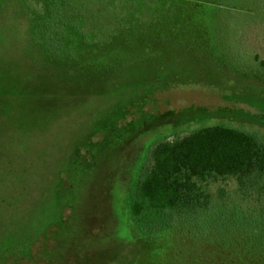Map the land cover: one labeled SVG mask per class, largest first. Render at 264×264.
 <instances>
[{
    "label": "rangeland",
    "instance_id": "1",
    "mask_svg": "<svg viewBox=\"0 0 264 264\" xmlns=\"http://www.w3.org/2000/svg\"><path fill=\"white\" fill-rule=\"evenodd\" d=\"M106 58V68L69 69L56 80L54 71L41 73L32 42L27 65L17 52L14 69L0 65V264H177L175 213L130 214L148 149L214 126L264 141L263 63L251 71L256 81L193 93L204 85H128L114 49ZM110 88L144 89L150 98L58 93ZM24 92L32 94H17ZM88 143L107 147L106 163L60 177L73 147Z\"/></svg>",
    "mask_w": 264,
    "mask_h": 264
},
{
    "label": "crops",
    "instance_id": "2",
    "mask_svg": "<svg viewBox=\"0 0 264 264\" xmlns=\"http://www.w3.org/2000/svg\"><path fill=\"white\" fill-rule=\"evenodd\" d=\"M32 42L44 77L106 68L114 49L128 85L226 92L239 80L256 81L251 71L263 68L264 0H0V65L14 69L15 52L27 65Z\"/></svg>",
    "mask_w": 264,
    "mask_h": 264
},
{
    "label": "trees",
    "instance_id": "3",
    "mask_svg": "<svg viewBox=\"0 0 264 264\" xmlns=\"http://www.w3.org/2000/svg\"><path fill=\"white\" fill-rule=\"evenodd\" d=\"M161 139L147 151L131 216L175 213L177 264H264V141L219 126ZM106 151L95 143L73 147L58 175L83 177L87 166L106 163Z\"/></svg>",
    "mask_w": 264,
    "mask_h": 264
},
{
    "label": "water",
    "instance_id": "4",
    "mask_svg": "<svg viewBox=\"0 0 264 264\" xmlns=\"http://www.w3.org/2000/svg\"><path fill=\"white\" fill-rule=\"evenodd\" d=\"M59 94H65V95H96V94H99V95H107V94H114L113 92H84V91H76V92H73V91H70V92H66V91H59L58 92ZM17 94H26V95H29V94H32L31 92H24V93H17ZM45 94H48V93H45ZM52 94H55V93H52ZM4 95V94H2Z\"/></svg>",
    "mask_w": 264,
    "mask_h": 264
}]
</instances>
